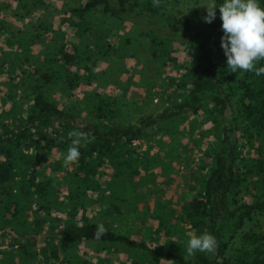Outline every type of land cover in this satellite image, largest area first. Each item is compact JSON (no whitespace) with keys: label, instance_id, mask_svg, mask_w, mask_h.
<instances>
[{"label":"trees","instance_id":"16d2710c","mask_svg":"<svg viewBox=\"0 0 264 264\" xmlns=\"http://www.w3.org/2000/svg\"><path fill=\"white\" fill-rule=\"evenodd\" d=\"M171 1L0 0V264H264V232L244 229L264 215V75L227 68L223 0L211 24L201 8L166 13ZM139 36L156 63L143 94L123 77ZM197 124L210 126L196 136ZM72 130L89 137L78 163L62 177L46 172L64 168ZM204 138L195 164L180 154ZM134 140L154 141L167 160ZM54 146L60 154L50 160ZM181 157L193 192L181 191L179 210L151 211L153 240L106 220L131 212L137 180L157 165L166 174ZM93 201L101 218L83 211ZM98 223L107 232L96 240ZM204 232L216 237L215 251L187 256L190 234ZM84 242L94 252L82 251Z\"/></svg>","mask_w":264,"mask_h":264},{"label":"rangeland","instance_id":"374dc122","mask_svg":"<svg viewBox=\"0 0 264 264\" xmlns=\"http://www.w3.org/2000/svg\"><path fill=\"white\" fill-rule=\"evenodd\" d=\"M67 1H81V0H67ZM59 2V1H58ZM211 2V0H175L171 1L170 4L167 6L165 12L170 13L172 16L181 17L188 11H190L193 8H201L207 11V8L202 5H207ZM133 28L134 30H139L141 27L139 26H131L129 23L125 25V29ZM137 47H138V56L134 58L127 59L126 61V67L129 69L125 74H123V77H130L132 81L138 82L139 86H131L135 90H137L140 94L144 93L145 90V84L142 83V79L146 77H151L153 74V71L155 69V62L149 63V50H148V41H143V39L139 36V39H137ZM177 54L182 57L185 55H188L187 49L185 47L176 45ZM153 78V77H152ZM154 90H159L158 86H155L153 88ZM157 95L155 94L153 100L156 101ZM188 126V124H181V126ZM210 124H197L196 128L194 129V134L197 136L199 134V131L203 128L209 127ZM191 130V127L188 128V131ZM167 139V137L165 136ZM208 138V137H207ZM208 139H212V136H209ZM183 141H187V138L184 137L182 139ZM207 139H203V142L201 144H192L193 149L190 154L187 151H181L180 154L184 155L190 159H193V162L196 163L201 156H203V148H205ZM134 144L137 147L138 150L142 151L144 154H148L153 151L160 150L161 153H159L160 159L167 160V156L165 154V151L163 149L158 148V145L154 143V141H143V140H134ZM28 151H32L31 148ZM59 150L56 149V147H52L51 153H50V160L54 157L59 156ZM179 155V154H178ZM185 158L178 160H172L173 169L168 170L165 174L163 170H160V165H157L156 167L152 168L150 171V176L146 177L143 181H136V185L133 186V194L134 197H130L128 199V207L126 210H131V212L126 215L125 213H122L120 215H117L115 220L110 219V217H107L106 220L113 223L114 228H118L122 231H128L133 237H139L140 234H146L147 241H151L155 238L157 234V229L155 228L157 226L158 220L155 215L150 214L151 211H154L155 208L163 209L166 206L170 205L173 206L176 210H179L180 208V201H177V198L181 196V193L183 192L186 194L185 198H189V193L193 192L191 180L189 178L188 172L189 169L184 164ZM42 162H37V165H40ZM68 167L67 169H70ZM53 169L50 170L48 168L46 172L52 171L56 172L60 177L65 173L66 168L61 169ZM182 191V192H181ZM138 198L136 201V206L134 207L133 202ZM99 209L100 204L97 201H93L90 204V207L86 210L84 209V213L94 219L101 218L102 216H99ZM189 226V224H187ZM244 229H252L256 231H263L264 232V215L262 214H256L251 220L246 222ZM4 240V244L2 245L3 249H6L10 246L9 238L6 236L2 237ZM80 249L82 251H86L87 253L94 252V246L93 243L84 242L80 244ZM38 258L43 259L45 255L42 253H38ZM162 263V262H161ZM159 263V264H161ZM164 264V263H162Z\"/></svg>","mask_w":264,"mask_h":264},{"label":"clouds","instance_id":"9594fccd","mask_svg":"<svg viewBox=\"0 0 264 264\" xmlns=\"http://www.w3.org/2000/svg\"><path fill=\"white\" fill-rule=\"evenodd\" d=\"M153 6H159V0H153ZM207 15L204 22L211 24L216 18L217 3L215 0L207 5ZM220 19L222 21L223 36L221 47L226 56L227 68L232 73L254 72L256 76L264 75V66L257 64L264 61V7L259 0H223L219 4ZM71 144L63 156V166L70 167L78 163L81 142L88 141V133L72 130L67 133ZM107 232L103 223H98L94 238L99 240ZM217 248L216 237L208 232L196 235L190 234L186 245V255L192 256L196 252L213 253Z\"/></svg>","mask_w":264,"mask_h":264}]
</instances>
